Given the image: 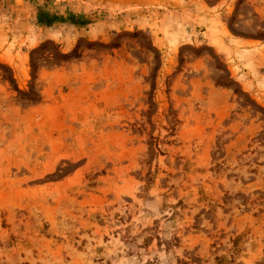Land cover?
Here are the masks:
<instances>
[{
  "label": "rangeland",
  "instance_id": "rangeland-1",
  "mask_svg": "<svg viewBox=\"0 0 264 264\" xmlns=\"http://www.w3.org/2000/svg\"><path fill=\"white\" fill-rule=\"evenodd\" d=\"M150 263L264 264V0H0V264Z\"/></svg>",
  "mask_w": 264,
  "mask_h": 264
},
{
  "label": "trees",
  "instance_id": "trees-1",
  "mask_svg": "<svg viewBox=\"0 0 264 264\" xmlns=\"http://www.w3.org/2000/svg\"><path fill=\"white\" fill-rule=\"evenodd\" d=\"M38 20H39L40 24H43L46 26H51L52 23L54 22L52 16H49L48 14H45V12H42V11H40ZM182 263H184V262H182ZM150 264H152V263H150Z\"/></svg>",
  "mask_w": 264,
  "mask_h": 264
}]
</instances>
